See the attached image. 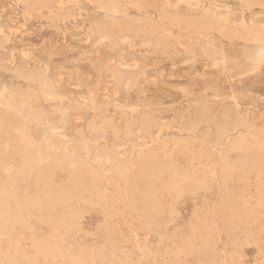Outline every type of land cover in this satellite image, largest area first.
Instances as JSON below:
<instances>
[{
    "label": "rangeland",
    "instance_id": "rangeland-1",
    "mask_svg": "<svg viewBox=\"0 0 264 264\" xmlns=\"http://www.w3.org/2000/svg\"><path fill=\"white\" fill-rule=\"evenodd\" d=\"M54 1L32 10L0 0V92H23L30 139L86 162L106 194L142 144L187 143L215 161L239 140L264 139V0ZM237 154L230 149L229 162ZM209 171L208 187L182 193L166 223L144 227L86 205L80 228L62 238L63 254L37 250L15 226L26 257L1 237L14 263L0 264H264V170L229 176L222 211L219 169Z\"/></svg>",
    "mask_w": 264,
    "mask_h": 264
},
{
    "label": "bare ground",
    "instance_id": "bare-ground-1",
    "mask_svg": "<svg viewBox=\"0 0 264 264\" xmlns=\"http://www.w3.org/2000/svg\"><path fill=\"white\" fill-rule=\"evenodd\" d=\"M20 1L32 10L37 5L45 6L55 2ZM3 64L0 60V69ZM9 71L14 77L30 79L14 66H9ZM23 96L24 93L18 91H9L8 96H3L0 92V239L2 237L6 243H12L14 254L20 255V259L26 257V252L21 249V238L19 231H15V226L29 234L30 243L37 250L45 249L51 253L63 254L62 238L66 232L80 228L86 205L99 207L109 217L126 215L141 226L151 227L175 217V202L182 193H193L195 185L208 187L210 169L214 175L215 169H219L223 182L220 211L230 207V193L225 184L229 176L236 173L237 177L245 179L253 170H264L263 138H257L254 144L239 140L240 144L235 147L232 145L227 149L222 148L224 154L215 161L206 149L202 152L191 151L187 143L168 149L164 141L158 140L156 147L144 144L140 146L138 155L129 162L121 181L116 182L113 192L106 194L99 186L96 172L86 162L73 161L64 150L54 144L47 142L42 146L30 139L28 122L22 113ZM33 112L34 115H42L39 108H35ZM144 130L148 132V126ZM230 149L238 151L236 160L232 163L227 157ZM181 158L186 159V164L180 162ZM204 160L211 162L209 170ZM29 179L32 181L28 182ZM19 182L25 184L23 189H20ZM38 223L51 227L49 236H37ZM3 260L14 263L13 257L2 248L0 240V263Z\"/></svg>",
    "mask_w": 264,
    "mask_h": 264
}]
</instances>
